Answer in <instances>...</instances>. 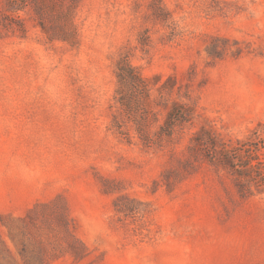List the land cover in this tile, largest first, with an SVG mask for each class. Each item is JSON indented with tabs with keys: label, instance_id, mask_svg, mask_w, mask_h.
Listing matches in <instances>:
<instances>
[{
	"label": "rangeland",
	"instance_id": "1",
	"mask_svg": "<svg viewBox=\"0 0 264 264\" xmlns=\"http://www.w3.org/2000/svg\"><path fill=\"white\" fill-rule=\"evenodd\" d=\"M243 143L264 158V0H0V264H264V182L217 161Z\"/></svg>",
	"mask_w": 264,
	"mask_h": 264
},
{
	"label": "trees",
	"instance_id": "2",
	"mask_svg": "<svg viewBox=\"0 0 264 264\" xmlns=\"http://www.w3.org/2000/svg\"><path fill=\"white\" fill-rule=\"evenodd\" d=\"M24 4L25 0H8L9 8L14 11L22 9ZM117 81L119 83L117 93L121 95L118 101L121 106L123 108L130 107L128 105L133 101V115L137 117L133 119V122L136 126L140 141L144 146L155 144L154 140L150 138V134H145L143 131L146 123L145 116L141 112H138L140 111L139 109L136 111L137 109L135 108L136 95L139 91L147 93L150 88V83L140 75L135 67L125 62L118 64ZM178 106L173 104L167 112L164 124L159 126V131H161V134L158 131L159 137L163 135L170 136L175 122H186L187 118L181 115ZM129 110L130 108H127L128 114ZM116 127L119 128L118 123H116ZM217 159L224 169L230 170L241 180L255 179L264 182V158H261L258 154L257 143L255 146L253 144L243 143L228 150L222 148L218 152Z\"/></svg>",
	"mask_w": 264,
	"mask_h": 264
}]
</instances>
